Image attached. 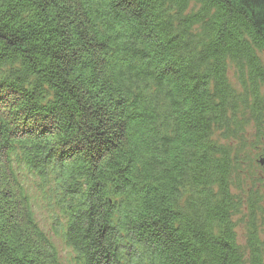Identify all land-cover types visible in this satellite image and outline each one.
<instances>
[{
	"label": "trees",
	"instance_id": "1",
	"mask_svg": "<svg viewBox=\"0 0 264 264\" xmlns=\"http://www.w3.org/2000/svg\"><path fill=\"white\" fill-rule=\"evenodd\" d=\"M261 88L264 0H0V264H60L26 173L76 264H264Z\"/></svg>",
	"mask_w": 264,
	"mask_h": 264
},
{
	"label": "rangeland",
	"instance_id": "2",
	"mask_svg": "<svg viewBox=\"0 0 264 264\" xmlns=\"http://www.w3.org/2000/svg\"><path fill=\"white\" fill-rule=\"evenodd\" d=\"M229 77V83L233 88H235L237 91L240 90L239 88V83L237 82L236 78L233 77L232 71L229 72L228 74ZM260 94L264 96V89L261 88ZM247 120V119H246ZM248 124L245 125L244 128V135L242 136V139L244 140V146L246 148L244 149V152H242L241 157L243 158L245 155L248 157L250 161V167L253 169V172L257 177H261L264 179V167L257 169L255 167V163L259 160H261L262 157V152L264 150V138H262L260 146L257 148L252 149V146L255 145V138L257 136L254 124L247 121ZM251 123V124H250ZM262 134L264 137V129L262 130ZM221 140L216 137L215 140ZM221 144L225 142L221 140ZM240 141H231L229 142V147H231L233 153L237 152L239 149H237L239 146ZM241 168L243 169L242 172L245 177L248 175L247 173V167L245 165H242ZM240 177H242L240 175ZM242 177L241 181H246V186L247 188L251 186V182L249 179ZM23 182H24V187L25 191L27 192L30 202L32 204V213L34 214L35 222L39 226L40 230L48 236L50 239V242L52 243L53 247H55L57 254H58V259L60 264H76L74 255L72 251L66 247L62 241V237L59 236V233L54 235L53 232V224L52 221L54 220V217L58 215V212H56L55 208L50 209V201L49 197L47 194L44 196L43 191L40 190V187L38 185V180L33 176V175H28L27 173L23 176ZM261 195H264V192L261 190L259 191ZM47 193V192H46ZM236 193V192H235ZM263 210H264V203L262 204ZM242 211L233 218V222L236 225L235 226V233H236V239L238 244H243L244 243V226H243V221L244 217L243 212L244 207L241 209ZM262 215H259L258 217V223L257 227L259 228V236L264 240V219L262 218Z\"/></svg>",
	"mask_w": 264,
	"mask_h": 264
},
{
	"label": "water",
	"instance_id": "3",
	"mask_svg": "<svg viewBox=\"0 0 264 264\" xmlns=\"http://www.w3.org/2000/svg\"><path fill=\"white\" fill-rule=\"evenodd\" d=\"M263 157H264V154H263ZM258 163H259V165H260L261 167H264V158L261 159V160H259Z\"/></svg>",
	"mask_w": 264,
	"mask_h": 264
}]
</instances>
